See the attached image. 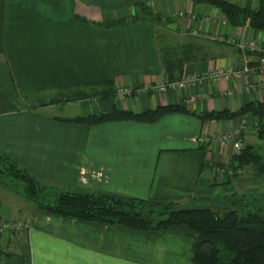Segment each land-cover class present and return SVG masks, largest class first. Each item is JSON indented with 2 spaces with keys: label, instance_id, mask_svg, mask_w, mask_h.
I'll use <instances>...</instances> for the list:
<instances>
[{
  "label": "crops",
  "instance_id": "0c3cea01",
  "mask_svg": "<svg viewBox=\"0 0 264 264\" xmlns=\"http://www.w3.org/2000/svg\"><path fill=\"white\" fill-rule=\"evenodd\" d=\"M154 1L163 21L106 28L105 22L124 21V7L97 0H0V155L14 159L56 195L92 191L214 206L242 198L264 201V176L258 178L251 167L237 174L232 145L213 142L242 129L244 149L264 153L252 118L215 121L170 113L155 123L86 126L39 113L74 103L82 107L77 117L115 109L143 113L165 105L195 114L235 113L264 103L261 72L160 93L158 87L168 83L160 53L162 26L218 44L207 60L186 64L181 81L239 68L246 60L257 66L261 54L238 43L264 48V32L230 25L209 4ZM228 1L252 8L260 4ZM120 87L134 91L124 102L117 97ZM96 93L112 94L93 99ZM73 94L79 97L65 102L64 96ZM57 96L63 100L51 105ZM0 219L28 225L24 235L0 237V264H194L186 227L146 232L69 220L41 211L23 191L1 184Z\"/></svg>",
  "mask_w": 264,
  "mask_h": 264
},
{
  "label": "trees",
  "instance_id": "16d2710c",
  "mask_svg": "<svg viewBox=\"0 0 264 264\" xmlns=\"http://www.w3.org/2000/svg\"><path fill=\"white\" fill-rule=\"evenodd\" d=\"M192 1L216 7L232 26L247 24L256 31L264 32V0H260L258 8H252L249 4L242 7L227 0ZM144 3L145 0H141L137 5L140 10L147 13L149 10L144 7ZM129 22L133 21L105 22L102 26L112 28ZM195 40L200 43L183 47L176 56L169 53L171 51H163L160 47L167 82L181 81L186 64L207 60L218 45L202 38ZM111 94L94 95H102L103 98ZM56 103L52 101L51 105ZM170 113H184L202 120L215 121L249 117L256 120L258 136L264 140V103H251L235 113L224 111L195 114L178 106L165 105L143 113L115 109L110 114L56 120L86 126L113 121L155 123ZM0 161L4 164L5 174L23 183L27 198L49 215L122 227L130 231L157 232L186 227L190 230L193 241L194 264H264V208L258 207L256 211L248 208L250 202H256L255 199L242 198L240 201L248 211L233 206L222 212L201 206L190 207L186 204L176 205L92 191L61 192L56 195L55 203H43L40 198L45 191L48 192L47 188L42 187L35 177L11 157L0 155ZM235 162L237 169L251 167L258 174V178L264 176V153L260 151L247 147L242 154L235 156Z\"/></svg>",
  "mask_w": 264,
  "mask_h": 264
},
{
  "label": "rangeland",
  "instance_id": "374dc122",
  "mask_svg": "<svg viewBox=\"0 0 264 264\" xmlns=\"http://www.w3.org/2000/svg\"><path fill=\"white\" fill-rule=\"evenodd\" d=\"M130 0H97L98 3L103 2V3H107V4H111L114 7L117 5H122L124 2H129ZM141 0H136L137 3ZM228 1V0H227ZM249 0H243V3H248ZM259 1V0H258ZM230 2V1H229ZM134 4L132 6H125L124 10L122 12H120L121 14H123L124 16L126 15V17L124 18V21H138V20H148L151 19L153 20V22L157 24V22L159 21H163L164 19H166L164 17L163 12H160L159 7L157 5V2H155L154 0H145V6L146 9H148L149 11L147 13L143 12L142 10H140L141 8L138 7V5ZM254 5H256V0L253 3ZM157 5V6H156ZM246 6V5H245ZM244 6V7H245ZM128 7V8H127ZM119 10H122V7L118 8ZM151 12V13H149ZM123 20V19H122ZM159 25V24H158ZM160 47H162V50L165 52H169L171 53L173 56H176L177 53H180L182 51L183 47H187L192 45L193 43H200V41L195 40V38L193 36H180L176 33H173L172 31H169L166 29L165 27H161L160 28ZM206 45V44H205ZM79 96L73 94V95H65L64 99L65 102H69V99H76ZM96 97V95L92 94V98L94 99ZM63 100V97H59L57 96L54 100L52 101H56V102H60L59 100ZM123 102L126 100V98L121 99ZM121 101V102H122ZM64 102V101H61ZM99 103V102H98ZM82 107L79 106L78 104L74 103L71 104L67 107L61 106L60 108L57 109H51V110H45L44 113L43 111H40L39 113L45 114L46 116L50 117L54 114V116H59V117H65V118H76L79 113V109H81ZM104 114V113H103ZM4 168V164L1 163L0 161V184L4 187H6V189H13L16 191H24V184L19 182L18 180H15L14 177L5 174V172L3 171ZM46 193L44 195H41V201L43 203H55V201L57 200V196L56 194L52 193L51 191L48 190L45 191ZM26 195V193H25ZM251 200L254 199L253 197L250 198ZM256 201V200H255ZM176 205H181L182 203H173ZM187 206L193 207V206H201V207H207L210 208L212 210L218 211V212H222L224 209H229L230 207H242L243 209H245V205H241V202L239 203H235V202H231L228 203L227 205L224 206H214V205H208L206 203H200L197 201L194 202H189L188 204H186ZM258 207L264 208V201L260 200L259 202H250V205L248 206L249 210L251 209V211H256L258 209ZM244 211H248L247 209H245ZM193 243V241H192Z\"/></svg>",
  "mask_w": 264,
  "mask_h": 264
},
{
  "label": "built area",
  "instance_id": "2783aa9c",
  "mask_svg": "<svg viewBox=\"0 0 264 264\" xmlns=\"http://www.w3.org/2000/svg\"><path fill=\"white\" fill-rule=\"evenodd\" d=\"M240 48L250 51L252 53L261 54L259 63L257 66H251L250 62L246 60V62L239 68H234L226 71H218L208 76L203 77H193L186 79L181 82H168L160 87L158 90L160 93H167L169 90L175 89H185L189 86L195 85L197 83L201 84L208 80H230V79H243L251 74H255L258 72L264 73V48L259 47L254 43H238ZM237 44V45H238ZM246 90H250V87H246ZM133 90L128 87H120L117 90V97L119 99H124L133 94ZM242 134V129H237L232 132L223 133L219 136L214 137L213 142L216 145L222 146V148L228 147V145H232V148L236 155L242 154L244 150V144L239 140ZM203 141H208L203 139ZM209 142V141H208ZM243 169H239L237 174H242ZM28 225L23 224V222H10L8 220L0 219V237H4L9 233H17L19 235H24L25 229Z\"/></svg>",
  "mask_w": 264,
  "mask_h": 264
},
{
  "label": "water",
  "instance_id": "95a60500",
  "mask_svg": "<svg viewBox=\"0 0 264 264\" xmlns=\"http://www.w3.org/2000/svg\"><path fill=\"white\" fill-rule=\"evenodd\" d=\"M136 3H137L136 0H130L129 2H124L122 5H117L116 8H119V7L123 8L125 6H131V5H134Z\"/></svg>",
  "mask_w": 264,
  "mask_h": 264
}]
</instances>
